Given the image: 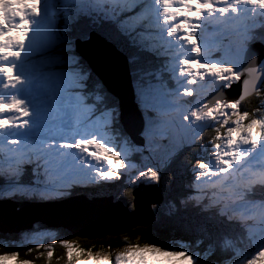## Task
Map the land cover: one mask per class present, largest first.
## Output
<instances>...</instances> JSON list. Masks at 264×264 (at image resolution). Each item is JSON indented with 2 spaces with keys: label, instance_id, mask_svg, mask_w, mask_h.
<instances>
[{
  "label": "snow or ice",
  "instance_id": "6c2138e0",
  "mask_svg": "<svg viewBox=\"0 0 264 264\" xmlns=\"http://www.w3.org/2000/svg\"><path fill=\"white\" fill-rule=\"evenodd\" d=\"M210 29L221 40L215 46L202 40ZM94 39L128 54L142 116L138 145L82 50ZM0 78L7 90L0 93L4 199L45 201L122 177L129 188L159 183L177 155L198 149L191 191L180 203L218 221L215 231L179 248L128 243L113 257L68 239H36L27 254L51 264L59 245L66 264H264V99L253 111L244 107L264 90V0H0ZM45 104L59 123L39 137ZM154 140L171 144L165 158L133 164V151L143 159ZM233 225L246 237L228 234ZM245 239L255 245L250 258L242 254ZM19 257L0 252V264H33Z\"/></svg>",
  "mask_w": 264,
  "mask_h": 264
},
{
  "label": "water",
  "instance_id": "95a60500",
  "mask_svg": "<svg viewBox=\"0 0 264 264\" xmlns=\"http://www.w3.org/2000/svg\"><path fill=\"white\" fill-rule=\"evenodd\" d=\"M82 50L104 85L119 98L122 124L133 141L140 144L141 137L137 133L141 128V122H136L134 117L132 120L129 116L131 112H135L137 116L139 113L130 97L132 91L125 57L115 50H109V54H105V50L96 53L91 50L90 46H86ZM110 54H113L117 61L111 60ZM156 191H158L156 185H145L143 190L140 187L135 189L133 193L135 208L132 211L122 202L111 200L66 202L56 206L59 208L55 210L35 208L33 205L27 204L21 205L12 200H0V233L15 235L23 229L34 227L35 222L41 221L47 224L48 228H64L81 238L97 239L107 235H120L132 231L137 226L150 224L154 215L150 203L155 200L153 195L156 194ZM18 205H21L19 209Z\"/></svg>",
  "mask_w": 264,
  "mask_h": 264
},
{
  "label": "trees",
  "instance_id": "16d2710c",
  "mask_svg": "<svg viewBox=\"0 0 264 264\" xmlns=\"http://www.w3.org/2000/svg\"><path fill=\"white\" fill-rule=\"evenodd\" d=\"M115 101L116 105H118L116 99ZM249 111H251V108ZM197 154H199L198 149H186L177 155L167 167L162 170L160 181L163 184L165 200L164 204L161 206L157 205L154 207L156 220L149 225L136 227L132 232L125 233L119 237L106 236L102 239L97 238L94 240L78 237L64 228H56V240L68 239L75 243L78 242L82 247L90 249L94 253L105 249H114L119 246L121 241H125L127 244L136 243V241L144 243L152 236H157L160 245L178 238L182 242V246L194 244L197 237L203 235V230L215 231L218 224L213 213L201 211L193 207L191 203L185 205L180 203V200L190 192V188L188 187L192 180V176L189 174L190 164L195 162ZM133 157L137 159L138 155L135 154ZM102 187L103 186L100 185L95 192H93V190H88L86 195H97L100 193ZM101 192L104 194L114 193L132 206V194H128L130 192L129 190H122L118 185H116L114 191L106 189ZM168 206L171 210H168ZM42 227H45L42 223H35V228L40 229ZM243 231L244 230H242L239 225H233L232 228L228 230V234H240L242 237H245L246 234L243 233ZM18 238V235L0 234V240L11 242L0 244V252L19 251L21 259H30L33 262L35 261L36 264H48L46 259L38 258L36 252L29 255L26 250H22L20 247V243L22 242H20ZM26 245H24L25 249L31 247L28 243ZM248 246V242L245 239V243L242 245L243 251ZM202 252L203 249L201 248V253ZM64 256L65 250L59 245L55 246L51 264H66V260L63 259ZM58 257L61 259H57Z\"/></svg>",
  "mask_w": 264,
  "mask_h": 264
},
{
  "label": "rangeland",
  "instance_id": "374dc122",
  "mask_svg": "<svg viewBox=\"0 0 264 264\" xmlns=\"http://www.w3.org/2000/svg\"><path fill=\"white\" fill-rule=\"evenodd\" d=\"M202 40H207V42L209 43L210 46H215L217 43H220L221 42L220 38L215 34V32L212 29H210L207 33H205L202 36ZM223 42H226V41H223ZM88 46H90L91 50L92 51H95L96 53L102 52L103 50H105L104 53L106 54L110 50V46H108L106 44H103V47H102L101 45L98 44V41L96 39H94L92 41V43L89 44ZM103 57L107 61L106 57L105 56H103ZM171 60H173L172 61L173 66H176V64H177L176 58L173 57ZM109 64H111V63H109ZM176 72L178 74V69L176 70ZM181 83H183V81ZM6 91L7 90L4 89L3 84L0 85V93H4ZM181 91H182V89H181ZM236 91H237V89L234 86V88L232 90V93L235 94ZM20 95L23 98V93H20ZM200 96H201L200 89L197 88V95L194 98H191V99L193 100V102H195L196 100H198L200 98ZM130 97L132 98V94L130 95ZM185 99H189V98H185ZM159 103H160V106L161 107H167L169 105V101L166 100V99H164V98H162V95L159 97ZM47 107H51V105L50 104H45L44 105V108H47ZM254 109H255L254 107H251V110L252 111ZM170 119H174L177 122L179 121V117L175 113H173V115H172V117H170ZM43 121L47 124V125H45V128L39 129V130H36V129L34 130V133L37 136H39V137H43V136L47 135L48 132L46 130L51 129L55 124L59 123V119L58 120L54 119V121H51L48 117L43 118ZM137 122H140L139 119H137ZM174 132H175L176 135H182L184 133V130L177 125V127L174 130ZM213 135H214V132L211 130L210 131V134H209V137H210L209 139H211ZM15 138L16 137L9 136L8 137V140L10 141V140L15 139ZM6 142L7 141H4L3 140V137L0 136V144L6 143ZM160 143H161V140H154L153 143L150 146L151 151H149V150H145L144 151V153H143V159H141V157H140L139 160H134L131 157V162L133 164H144L145 163L144 165H147V164H151L153 166L157 165L160 160H163L165 158V156L171 150V147H172L171 144L168 141H166V140L163 141V143L161 145H160ZM158 149H161V150L158 151ZM148 152H151L152 155L149 156V153ZM134 153H135V151H133L132 155ZM2 155L3 154L0 153V157H2ZM0 163H2V159H0ZM141 170H143V168H141ZM129 171L130 172H134L135 170L134 169H130ZM124 179L126 180L125 177H124ZM2 189H3V185L1 186V189H0V193L1 194H3L2 193ZM154 205H158V203H155ZM258 227L259 226L257 225L256 228L254 229V231L257 232V236H258ZM34 234H39V235L36 236L35 239H33ZM56 237H57L56 230L53 229V228L46 227V228H41L39 230H37V229L27 230V231H24L21 234V236H20L19 241L22 242V243H20L21 244L20 247H21L22 250L25 251L27 248L25 249L24 245H26L27 243L29 245H31V247H34V244L36 242V239L43 240L44 242H51L53 239H56ZM158 241L159 240H158L157 236H152V237H150L148 239V241H146L144 243L155 242L159 246H163V247H176V248H179V247L182 246L180 240H178V239H173V240L169 241L166 244L164 243L163 245H160ZM2 243H7V242L5 240H0V244H2ZM136 243L143 244L140 241H136ZM76 244L80 248L85 249L84 247L81 246V244H78V243H76ZM126 245H127V243L125 241H121L119 243V246L115 247L114 249H112V250L105 249V250H101L100 252L110 253L114 257V254L116 252H118V251H122L126 247ZM255 250H253V253H254ZM242 254L244 256L250 258V256H248V254L246 252L245 253H242ZM19 258L21 259V256ZM82 258H86V257H82ZM161 259L163 261V264H169V260L167 258H161Z\"/></svg>",
  "mask_w": 264,
  "mask_h": 264
},
{
  "label": "bare ground",
  "instance_id": "6f19581e",
  "mask_svg": "<svg viewBox=\"0 0 264 264\" xmlns=\"http://www.w3.org/2000/svg\"><path fill=\"white\" fill-rule=\"evenodd\" d=\"M98 44L99 45H101V46H103V44L101 43V42H99L98 41ZM122 56H125L124 54H122ZM126 57V56H125ZM23 96H24V93H23ZM45 109V111H44V114H43V118H45V117H48L51 121H54V119H52L53 118V116L54 115H56L54 112H53V110H52V107H47V108H44ZM59 118L57 117V119L56 120H58ZM138 119V118H137ZM45 125H47L44 121H43V119H42V121H41V123H40V126L36 129V130H39V129H43V128H45ZM102 186V183L101 184H99V185H95V190L97 191L98 190V188H99V186ZM99 195V194H98ZM88 199H92L93 197H96L97 195H92V196H89V195H85ZM109 196V195H108ZM110 197H112V196H110Z\"/></svg>",
  "mask_w": 264,
  "mask_h": 264
}]
</instances>
